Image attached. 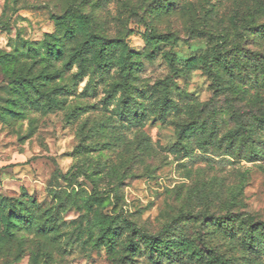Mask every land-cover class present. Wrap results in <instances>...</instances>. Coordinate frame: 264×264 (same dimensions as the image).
Wrapping results in <instances>:
<instances>
[{"label": "rangeland", "instance_id": "1", "mask_svg": "<svg viewBox=\"0 0 264 264\" xmlns=\"http://www.w3.org/2000/svg\"><path fill=\"white\" fill-rule=\"evenodd\" d=\"M263 224L264 0H0V264H264Z\"/></svg>", "mask_w": 264, "mask_h": 264}, {"label": "trees", "instance_id": "2", "mask_svg": "<svg viewBox=\"0 0 264 264\" xmlns=\"http://www.w3.org/2000/svg\"><path fill=\"white\" fill-rule=\"evenodd\" d=\"M51 49H52V47H48V53L49 54H51ZM54 50V49H53ZM56 53L58 52V50H54ZM48 54V55H49ZM208 68H209V66H207ZM30 84H33V80L31 81V83ZM263 227H264V224H263ZM149 239H151V238H149ZM213 260L215 261V262H218V263H221V260L219 259V258H217V257H214L213 258Z\"/></svg>", "mask_w": 264, "mask_h": 264}]
</instances>
